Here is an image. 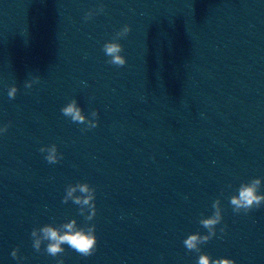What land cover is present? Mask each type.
<instances>
[{
  "label": "clouds",
  "instance_id": "clouds-1",
  "mask_svg": "<svg viewBox=\"0 0 264 264\" xmlns=\"http://www.w3.org/2000/svg\"><path fill=\"white\" fill-rule=\"evenodd\" d=\"M104 10V5L100 4L98 9L88 10L84 15V20L88 21L95 15L104 12ZM130 32L131 27L124 25L119 31L115 32L111 40L103 44L102 51L108 57L106 63L117 68H122L126 65V56L122 54L124 48L119 41L121 38L127 37ZM39 79L40 77L37 76L33 80L27 81L25 88H31L33 83L39 82ZM17 92V86H10L7 93L8 97L15 99ZM60 111L63 116L70 118L73 123L85 125L82 131L86 132L98 126V111L92 110L90 113L91 118H89L88 115H85L75 98L71 99ZM10 126L11 122L0 128V133H6ZM39 151L46 153L44 159L49 164H57L63 159V153L58 151L56 144L42 146ZM261 185L262 179L259 177L241 183L237 190L238 194L230 197L232 211L235 214H248L264 205V193L260 192ZM65 193L62 203L67 204L72 201L75 205H78L79 215L84 216L85 221H92L95 218L97 213L95 203L96 189L93 186L87 182H77L76 184L67 185ZM212 208L214 210L212 215L208 217L202 216L199 219V224L207 229V234H201L200 232L191 233L183 240V244L189 252L195 251L199 253L196 264H236L233 259L227 257L214 259L208 253L201 251L200 246L216 236V226L221 224L223 220V210L219 198L213 202ZM225 230L226 226L220 228L221 233H224ZM31 238L36 252H44L53 258L60 257L65 252V245L81 256L89 257L96 252L98 244L95 224L86 223L84 226H80L74 218L59 225L48 223L41 227L33 228ZM11 256L17 261L22 260V257L19 256V247L12 250ZM56 264H64V260L62 258L56 259Z\"/></svg>",
  "mask_w": 264,
  "mask_h": 264
}]
</instances>
